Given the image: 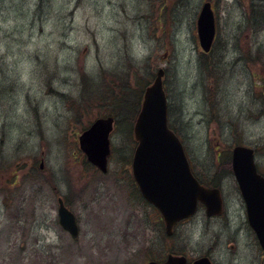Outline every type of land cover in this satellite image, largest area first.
<instances>
[{
	"label": "rangeland",
	"instance_id": "374dc122",
	"mask_svg": "<svg viewBox=\"0 0 264 264\" xmlns=\"http://www.w3.org/2000/svg\"><path fill=\"white\" fill-rule=\"evenodd\" d=\"M204 1L0 0V264H147L171 252L264 264L230 161L246 144L264 169V0H211L207 54ZM160 67L170 122L195 172L218 175L224 196L221 215L201 208L168 237L132 173L133 122L117 120L107 173L79 145L115 109L108 96L85 104L84 76L119 94L145 88ZM59 194L78 217L76 239L59 223Z\"/></svg>",
	"mask_w": 264,
	"mask_h": 264
},
{
	"label": "water",
	"instance_id": "95a60500",
	"mask_svg": "<svg viewBox=\"0 0 264 264\" xmlns=\"http://www.w3.org/2000/svg\"><path fill=\"white\" fill-rule=\"evenodd\" d=\"M202 48L210 51L215 35V14L210 1L204 2L197 20ZM165 70L159 68L153 82L144 91L141 109L134 125L138 144L132 160L134 178L142 195L161 212L168 235L181 220L194 216L203 204L208 216L223 212V197L219 188L200 183L192 171L184 145L169 126L168 98L164 87ZM115 129L113 116L97 118L79 135V144L88 160L103 172L108 170L112 154L111 133ZM232 167L246 200L249 224L264 248V177L257 171L254 149L237 145L233 149ZM60 223L78 237L80 229L75 214L59 199ZM148 264H188L185 255L168 254L163 261ZM191 264H213L209 256Z\"/></svg>",
	"mask_w": 264,
	"mask_h": 264
},
{
	"label": "trees",
	"instance_id": "16d2710c",
	"mask_svg": "<svg viewBox=\"0 0 264 264\" xmlns=\"http://www.w3.org/2000/svg\"><path fill=\"white\" fill-rule=\"evenodd\" d=\"M90 80L92 81L95 87L97 86V88H94V93L92 95H90L89 93V81ZM81 81H82L81 82L82 91L84 92L85 104L92 105L94 102L102 103L103 98L108 96L110 100L114 102L115 104L113 105V108H115L114 111L108 112V114H111L112 116L116 117L118 121H122V122L128 121L127 123L133 122L132 125H130V130L132 133L134 122L137 118V115L141 107L144 88L141 87L140 89L134 90L133 88L129 89L128 88L129 86L124 84L120 93L116 94L113 91H111L112 89H110L104 82H102V77L97 78L94 75H86L83 77V79H81ZM126 108L130 109V113H127L126 111H124V109ZM119 123L120 122H118V125ZM170 126L172 127V129L177 131L173 122H170ZM208 178H209L208 180H204L202 178V181H206L210 185L211 184L219 185L218 175L208 176ZM162 233H163V230H162Z\"/></svg>",
	"mask_w": 264,
	"mask_h": 264
},
{
	"label": "flooded vegetation",
	"instance_id": "af4514ba",
	"mask_svg": "<svg viewBox=\"0 0 264 264\" xmlns=\"http://www.w3.org/2000/svg\"><path fill=\"white\" fill-rule=\"evenodd\" d=\"M258 170H259V172L264 176V169H262L261 168V166L259 165V163H258ZM198 177H199V175H198ZM203 182V181H202ZM204 182H206V181H204ZM206 183H208V182H206ZM60 197H62L63 198V200H64V202H65V204L67 205V203H66V198L63 196V195H58L57 196V202H59V198ZM68 206V205H67ZM160 215V214H159ZM163 219H162V217H161V215H160V221H161V224H163V221H162ZM67 232V231H66ZM261 251H264V250H261Z\"/></svg>",
	"mask_w": 264,
	"mask_h": 264
}]
</instances>
